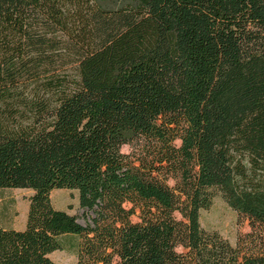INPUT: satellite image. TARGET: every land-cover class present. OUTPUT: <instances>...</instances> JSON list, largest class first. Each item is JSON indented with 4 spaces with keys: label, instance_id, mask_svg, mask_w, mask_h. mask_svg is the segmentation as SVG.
Wrapping results in <instances>:
<instances>
[{
    "label": "trees",
    "instance_id": "16d2710c",
    "mask_svg": "<svg viewBox=\"0 0 264 264\" xmlns=\"http://www.w3.org/2000/svg\"><path fill=\"white\" fill-rule=\"evenodd\" d=\"M4 189L34 193L0 264H264V0H0Z\"/></svg>",
    "mask_w": 264,
    "mask_h": 264
},
{
    "label": "rangeland",
    "instance_id": "374dc122",
    "mask_svg": "<svg viewBox=\"0 0 264 264\" xmlns=\"http://www.w3.org/2000/svg\"><path fill=\"white\" fill-rule=\"evenodd\" d=\"M133 150L129 145L122 148L124 153H131ZM31 189H4L0 195L1 222L6 227L23 229L29 208V199L33 195ZM51 201L55 208L65 210L78 217L79 222H84V210L79 203L78 192L69 189H55L51 192ZM134 221L137 217L133 218ZM200 221L203 228L215 230L227 238L231 243L236 242L239 232H247L249 225L238 213L233 210L226 201L217 196L209 209H204L200 214ZM77 238L73 236L63 237L64 248L56 250L50 257L57 264H75L76 252L74 245Z\"/></svg>",
    "mask_w": 264,
    "mask_h": 264
}]
</instances>
